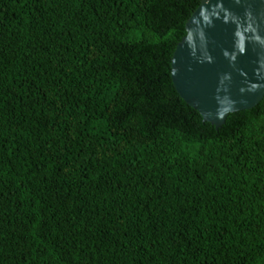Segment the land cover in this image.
I'll return each instance as SVG.
<instances>
[{
    "label": "trees",
    "instance_id": "trees-1",
    "mask_svg": "<svg viewBox=\"0 0 264 264\" xmlns=\"http://www.w3.org/2000/svg\"><path fill=\"white\" fill-rule=\"evenodd\" d=\"M200 1L0 0V264H264V96L171 78Z\"/></svg>",
    "mask_w": 264,
    "mask_h": 264
},
{
    "label": "water",
    "instance_id": "water-1",
    "mask_svg": "<svg viewBox=\"0 0 264 264\" xmlns=\"http://www.w3.org/2000/svg\"><path fill=\"white\" fill-rule=\"evenodd\" d=\"M171 58L180 97L221 127L264 96V0H201Z\"/></svg>",
    "mask_w": 264,
    "mask_h": 264
}]
</instances>
